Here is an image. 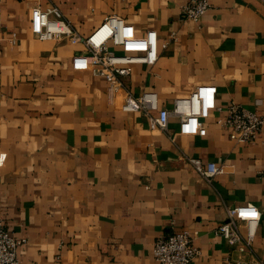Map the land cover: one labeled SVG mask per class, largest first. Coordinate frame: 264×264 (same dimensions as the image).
<instances>
[{
  "label": "crops",
  "instance_id": "obj_1",
  "mask_svg": "<svg viewBox=\"0 0 264 264\" xmlns=\"http://www.w3.org/2000/svg\"><path fill=\"white\" fill-rule=\"evenodd\" d=\"M209 1L196 22L183 17L191 0H1L0 219L26 240L22 264H158L156 240L184 230L200 250L192 264L264 262V129L245 144L223 125L233 100L264 113V0ZM51 5L84 37L116 15L138 36L176 40L110 84L74 69L82 44L35 36L33 10ZM198 90L205 134L175 115L164 131L122 110L129 94L156 92L172 109ZM192 157L228 172L208 181ZM246 204L261 219L240 251L219 226Z\"/></svg>",
  "mask_w": 264,
  "mask_h": 264
},
{
  "label": "built area",
  "instance_id": "obj_2",
  "mask_svg": "<svg viewBox=\"0 0 264 264\" xmlns=\"http://www.w3.org/2000/svg\"><path fill=\"white\" fill-rule=\"evenodd\" d=\"M1 2V0H0ZM209 0H191L183 8L185 19L199 22L210 10ZM33 30L39 40L66 39L73 44H82L85 50L74 57L75 70H92L103 76L110 84L121 83V79L132 74L134 64L154 65L160 56V47L167 48L176 37L161 40L156 30L138 36L122 17L111 15L89 36H82L56 5L46 9L33 10ZM3 28L0 8V31ZM9 40L15 42L16 34ZM113 46V47H111ZM114 47L122 48L121 51ZM125 112H140L146 116L152 129H169L172 115L180 118L183 128L200 126L199 133L205 134L199 119L204 116V96L198 90L188 98H179L172 109L162 108L156 92H145L141 96L129 94L122 105ZM223 125L229 128L230 138L238 143H254L264 129V113L251 110L236 101L227 106V117ZM6 154L0 152V166L5 163ZM195 170L206 180L212 181L217 175L228 172L226 165L215 162L205 163L200 158H189ZM261 213L251 204L229 209L228 219L219 226V233L226 242L240 251H251ZM240 222L247 225V234L241 231ZM25 239L14 236L4 220L0 219V264H22L19 248ZM200 250L188 230L172 231L160 236L154 246V257L158 264H192ZM264 264L262 260L253 263Z\"/></svg>",
  "mask_w": 264,
  "mask_h": 264
}]
</instances>
